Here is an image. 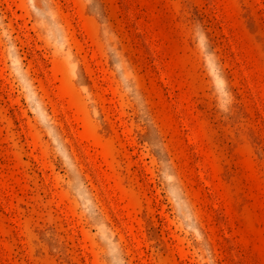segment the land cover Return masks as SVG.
<instances>
[{"label":"rangeland","instance_id":"374dc122","mask_svg":"<svg viewBox=\"0 0 264 264\" xmlns=\"http://www.w3.org/2000/svg\"><path fill=\"white\" fill-rule=\"evenodd\" d=\"M0 264H264V0H0Z\"/></svg>","mask_w":264,"mask_h":264}]
</instances>
